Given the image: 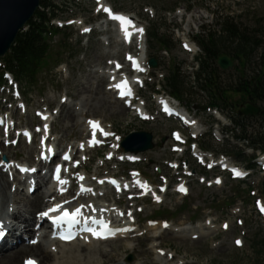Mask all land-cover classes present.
I'll return each instance as SVG.
<instances>
[{"label":"rangeland","instance_id":"rangeland-1","mask_svg":"<svg viewBox=\"0 0 264 264\" xmlns=\"http://www.w3.org/2000/svg\"><path fill=\"white\" fill-rule=\"evenodd\" d=\"M107 1L115 11L136 17L135 19L145 27L147 35L151 30L156 29L158 35L162 39L166 38L170 44L168 51H164L158 44H154V49L148 51L147 35L141 42L145 59L150 55L159 59V67L151 70L153 75L152 73L147 75L145 86L139 89V96L144 100L150 120L140 121L133 114V110L125 108L123 103L115 98V92L109 89L112 76L109 72L113 67L111 61L124 64L128 70L129 61L125 59V53L127 51L133 54L141 53L137 49V41L127 46L122 45L121 37L118 36L113 23L103 22V15H97L98 11L93 3L79 0H54L53 4L59 8L57 17L62 21L81 19L93 29L88 34H81L82 26L74 23L64 28V31L58 35L50 36L48 43L51 45L52 55L38 72L36 84L26 87L20 83L25 110L22 111L15 105L10 109L17 128L24 125L36 126L38 118L34 115L35 110H44L47 106L53 109L56 114L52 123L51 139L59 149L70 148L75 141H83L87 138L88 118L99 119L105 126H109L113 131V138L104 141L103 146L84 152L87 160L82 161L76 169L81 171L90 183L97 184V178L103 176L127 174L130 169H138L155 185L163 184L161 180L163 177L166 178L169 189L163 195L162 203L153 204L147 199L136 203L132 222L135 225L136 235L129 233L131 235L129 239H122L126 237L120 235L121 238L109 242H93L92 246L97 249L92 253L93 259L107 263L114 256L117 258L123 255L126 264H156L153 246H158L160 249L171 251L173 259L170 258V261L182 260L183 264H264V211L257 210V205L264 206V170L260 167L250 169L251 174L244 181L232 180L226 172H220V169V171L218 169L208 171L198 165L190 152L173 153L171 131L178 129L185 134L190 135V133L180 128L177 121L166 119L159 114L155 102L160 96H171L167 78L173 70L179 71L180 78L184 82L181 86L182 96L178 99L179 105L197 119L201 137L205 138L204 140L212 148L207 150L202 147L201 137L197 140L198 146L215 158L225 157L229 163L244 168V161L255 154V151L240 136L243 135L244 127L246 135L252 136L262 132L263 117L245 119L235 128L232 135L229 129L232 124L229 119L244 101L238 93L227 92L231 94L226 97L227 105H220L216 112H213L215 110L212 108L209 110L205 108L210 96L207 91H202L199 85L194 84V76H192L200 67L198 55L202 59L194 38L196 36L201 40L211 33L219 40H224L225 23L233 22L252 38L259 40V46L254 47L251 41L249 42L251 45L246 46L250 59L245 70L240 67L239 61H234L233 67L217 71L216 82L219 89L235 86L240 73L252 74V71L258 69L260 50L264 48V0ZM185 40L189 42L193 51L190 52L181 46V41ZM219 45L223 46L222 43ZM237 45V42L232 43L228 40L221 48L222 51H226L224 54L228 55V53L233 54L231 49ZM121 73L122 71L118 74ZM5 97L11 99L6 92L0 96V113L4 111L8 113L9 106L3 103ZM64 98L66 102L63 103ZM174 102L178 103L176 99ZM257 105L264 111V102L259 101ZM133 131L150 132L155 146L149 151L139 153L140 160L136 163L119 162L118 157L123 151L120 149L114 153L113 145L118 144L119 140ZM0 135L3 136L2 132ZM37 151L36 142L26 145L21 141L15 147L0 143L1 154L27 163L35 161ZM109 152L112 155L110 158ZM240 153L241 155L238 156L241 161L233 157ZM76 155V160H80L82 154L77 152ZM243 155L244 160L241 157ZM262 156L258 154L257 159H261ZM185 160L189 165V171L194 173L193 176L186 178L188 194L180 196L173 192L172 184L179 179L175 172L184 171L182 163ZM174 161L179 163V169L176 171L167 166V162ZM203 168L206 172H203ZM217 176L220 177L221 184H212V178ZM201 177H205L203 183L198 181ZM73 190L74 188L72 192ZM25 192V188L21 186L19 190L13 192L15 194L13 196L18 198ZM0 194L4 193L0 192ZM54 199L55 197L52 198ZM96 200L101 205L118 204L123 209L129 208L131 204L127 195L115 196L107 192ZM16 203L28 206L20 200ZM10 208L11 211H20L19 217L26 216L28 221L32 220L33 215L29 218L26 207L14 204ZM37 209H32L31 214ZM166 219L171 229L161 230V237H159L161 232L155 231L157 236L153 237L151 228L155 230L154 226L160 225V222ZM14 220L19 222L18 218ZM150 220L154 221L151 226ZM20 223L26 226L25 223ZM160 226L162 227V224ZM26 227L27 230L31 228L29 225ZM181 228L188 229L187 238L175 236V230ZM197 233L199 237L192 239L190 235ZM203 233L204 235L200 236ZM151 234L152 239L149 238ZM32 235L33 232L28 234L29 239ZM42 237L44 240V235ZM237 239L243 242L242 246H236ZM44 243L46 244L45 241ZM79 243L64 246L67 251L64 250L63 259L59 255V262H85L88 250L81 249ZM22 246L23 244L19 247ZM98 249H102L107 255L100 254ZM28 255V253L21 254L18 264H21V260ZM130 256L132 259L128 260ZM49 261L52 262V259Z\"/></svg>","mask_w":264,"mask_h":264},{"label":"trees","instance_id":"trees-1","mask_svg":"<svg viewBox=\"0 0 264 264\" xmlns=\"http://www.w3.org/2000/svg\"><path fill=\"white\" fill-rule=\"evenodd\" d=\"M40 6L43 9H38L33 17L26 24L27 29L20 31L11 46L9 52L2 59L4 69L11 71L14 76L24 83L26 87H30L36 83V76L42 70V66L47 63L52 55L51 45L48 43V38L59 34L60 30L49 25L50 17L55 16L52 2L49 0H40ZM48 8L51 12L50 15L45 11ZM224 40H219L217 36L209 33L201 40L196 38L198 45L201 48V58L198 57L200 67L197 69L194 76V84L200 86L201 90H206L212 97L210 102L211 106L226 104L227 92L238 93L241 99L253 102H264V48H261L258 59V69L252 71V74L240 73L237 83L233 87L221 88L216 82L217 71L216 59L222 51V48L228 40L238 43L233 46V54L228 55L235 61H239L240 67L246 69L250 56L246 51V46L251 45L259 46V40L252 38L250 34L239 28L233 22H227L224 26ZM201 37V36H199ZM221 38V37H220ZM219 43L223 46L220 47ZM154 44L162 45L164 49L169 50L168 40L162 39L158 35L157 30H151L148 36V48H154ZM63 48H66L63 46ZM253 49V47H252ZM222 52V53H221ZM59 55V53H58ZM59 62V61H57ZM243 70V71H244ZM246 72V71H245ZM182 83L180 73L173 70L171 75L167 78V84L171 90V94L175 96H182ZM231 95V94H230ZM242 121V118L240 119ZM264 124V123H263ZM238 124L235 123V126ZM241 125V122L239 123ZM263 131L256 135H246V129H243V137L249 141L252 147L264 151V125ZM210 147V146H209ZM241 154L235 155L239 159ZM243 157V156H241ZM244 160V158L242 159ZM248 167L255 166L254 163L246 161Z\"/></svg>","mask_w":264,"mask_h":264},{"label":"bare ground","instance_id":"bare-ground-1","mask_svg":"<svg viewBox=\"0 0 264 264\" xmlns=\"http://www.w3.org/2000/svg\"><path fill=\"white\" fill-rule=\"evenodd\" d=\"M131 28L136 30V28L132 27V24H131ZM113 86H115V84ZM187 114L189 115L188 111H187ZM189 116L185 115L184 118L189 119ZM127 154H130V153H127ZM65 181H66V179H65ZM11 186H12L11 183L7 179V174H5L3 172V165H0V192L4 193L3 195L0 194V220L3 219L1 215L9 216L12 219L13 223H14L13 232L15 233V236H17L18 235V230H19V226L18 225L20 224V222L25 223L26 226L27 225L32 226L30 224V222L34 221L35 213L33 214V212H32V214H31V210L32 209L34 210V209H37L38 207H40L41 206L40 205L41 202H43L44 201L43 199H45V197H47V196H45L43 194V192H37V194H34L31 197H29L26 193H24V194H22V196H20L18 198H14L13 195H15V194L11 193L12 192ZM25 188L27 189V186H25ZM38 189H39V186H37V190ZM38 194L40 196H38ZM75 195H76L75 193L72 194L71 197L67 200V204H66L67 206H71L73 208L76 207V206H83V208L86 209L87 205H89L90 203L91 204H95L93 198H91V197L83 196L81 194H78L75 197ZM49 197H50V195L48 196V198ZM61 199L65 200V199H67V197H59V201H61ZM17 200L25 202L28 206H23L22 205L23 203H20V204L16 203ZM46 202H47V200H46ZM14 204H17V205H19L21 207H26L27 210H28L27 212L30 215L29 218H31V215H33L32 220L28 221L27 217L25 215H24L25 217H23V218L19 217L18 214L19 213L21 214L20 211L12 210L10 212L9 210L11 208H9V207H11ZM99 209H100V206L98 207V210ZM119 213L120 212L113 213L112 214V218L114 219L115 216L118 215ZM15 218H18L19 222H16L14 220ZM161 224L162 223H160V225ZM160 225H156V227L154 226V228H156L155 230H153L151 228L153 233L155 231H160L161 232L159 237H161V234H162V231H163L162 228L165 229V227H166L165 224H162V227ZM26 226L24 228L25 231H27V228H28ZM129 226H130V224H129ZM170 228L171 227H167V230H169ZM28 230L30 231L31 228L28 229ZM175 231H176V232H174V233H176L175 236H177L179 238H182V239L187 238V236H188L187 234L189 233L188 229H186V228H181L180 230H175ZM195 232H191V233H195ZM156 234L157 233H154L153 237H156L157 236ZM43 235H44V240H43V237H42ZM43 235L41 236V240L36 242L35 244H31V245L25 244L22 247L14 245V247H12V249H13L12 251H10L9 253H3L2 254L3 256H2V258H0L1 259L0 264H18L19 256L21 254H26V253L29 254L28 255L29 257H33L34 259H37L38 264H67V263L68 264H126L125 258H124L123 255L118 256L117 258H116V256H114V258L112 260H110L109 262H107V263L101 261L100 259H98V260L93 259L92 253H95V251L97 249L94 246H92L93 245L92 242H94V241H92V239H88V238H82L80 240V243H79L81 245L80 246L81 249H87L88 250V253L85 256V262H83V263H78L76 261H72V262H70V261L69 262L62 261V262H59V257H60L59 255H61L62 257H60V258L63 259L64 253H65V251H67V250H65L64 246H68V245L74 244L75 242L59 243L58 241L51 240L50 237H49V234L44 233ZM121 235L126 237V238H122V239H129L131 237V235L129 233L128 234H121ZM180 235H182V236H180ZM184 235H186V236H184ZM203 235H204V233L202 235H200V236H203ZM119 236L120 235L116 236L115 238H121ZM151 236H152V234L149 236V238L152 239ZM190 236H192V235H190ZM115 238H113V239H115ZM113 239H111V240H113ZM42 240H43V243H42ZM111 240H107L105 242H109ZM44 241L46 242V244L44 243ZM128 246L131 247V244L128 243ZM153 248H154L153 250H155L154 260H155L156 264H183L182 260H179L177 262H173V260L170 261V259H168V256L170 255L171 251L160 249L158 246H153ZM128 249H131V248H128ZM98 251L100 252V254L102 253L104 255H107V253L105 251H103L102 249H98ZM50 259H52V262L49 261ZM21 262H22V260H21Z\"/></svg>","mask_w":264,"mask_h":264},{"label":"water","instance_id":"water-1","mask_svg":"<svg viewBox=\"0 0 264 264\" xmlns=\"http://www.w3.org/2000/svg\"><path fill=\"white\" fill-rule=\"evenodd\" d=\"M40 0H0V57L4 56L10 49L18 32L30 20L38 8ZM151 67H157L154 58L150 59ZM218 66L226 70L233 66V61L226 55L217 58ZM260 111L252 103L241 106L239 115H254ZM125 152H145L154 147L152 135L149 132H135L126 136L122 143ZM130 258V257H129Z\"/></svg>","mask_w":264,"mask_h":264},{"label":"snow or ice","instance_id":"snow-or-ice-1","mask_svg":"<svg viewBox=\"0 0 264 264\" xmlns=\"http://www.w3.org/2000/svg\"><path fill=\"white\" fill-rule=\"evenodd\" d=\"M101 7H103V6H101ZM106 11L111 13L112 10L111 9H106ZM112 17H113V19L120 20L121 22H126L128 25L132 24V21L130 19H128L127 17L123 16V15L112 14ZM122 26H123V24H122ZM124 30H125L126 36H130L131 35V33L127 30V28H125ZM85 31H89V29H85ZM138 31L142 33L143 29H138ZM186 47H187V45H186ZM93 123H95V122H93ZM24 171H29V169H24ZM234 172L237 175H243L244 174V173H240L238 170H234ZM217 182H219V181H217ZM181 190L182 191H187L186 189H183V188ZM61 207H62L61 205H56L52 209H49L48 212L42 213V215H48L49 212H56V211L60 210ZM261 210L264 211V206L261 207ZM80 214H81V209L79 207L75 209L74 213H70L67 210H64L63 211V215L60 217V219H65V218L71 217V219L73 221H75L76 217L79 216ZM105 227H107V224H105ZM225 227H227V225H225ZM2 228H3V225H0V230H2ZM89 231H93L94 234L97 235V236L102 235L101 232L95 231L93 229H89ZM63 238L64 239H71V237H67V236L63 237ZM237 243H240V242L237 241ZM28 264H36V262L30 260V261H28Z\"/></svg>","mask_w":264,"mask_h":264}]
</instances>
